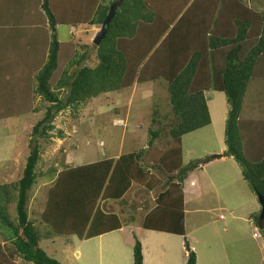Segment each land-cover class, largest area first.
Here are the masks:
<instances>
[{
    "label": "trees",
    "instance_id": "trees-1",
    "mask_svg": "<svg viewBox=\"0 0 264 264\" xmlns=\"http://www.w3.org/2000/svg\"><path fill=\"white\" fill-rule=\"evenodd\" d=\"M20 1V9L26 10L25 0H6L14 5ZM38 1L43 21L33 22L34 32L28 28L22 34L25 38L31 35L26 39L31 47L44 41L42 62L33 60L40 55L29 48L31 62L39 64L31 71L30 92L39 97L44 111L31 128L19 179L13 184L0 183V264H20L16 258L23 264H60L39 246L42 239L74 235L86 240L120 229V216L101 205L106 200H121L132 183L147 191L159 190L142 219V228L185 237L182 182L188 172L201 169L214 157L204 156L198 163L183 166L181 138L210 123L208 90L223 92L228 104L223 132L226 149L215 158L232 157L242 178L264 200V119H240L243 103L251 109L260 100L257 95L252 104L247 101V89L264 88V0ZM112 4L114 14L104 38L95 46L93 65L84 63L86 52L81 51L60 70L61 49L67 43L59 42L57 26L71 20L75 23L68 25H101ZM12 10L6 14L11 15ZM4 19H0V28ZM17 22L23 25L24 21ZM17 22L4 24L17 26ZM41 23H47L48 32L37 35ZM25 26L31 24L19 27ZM158 80L165 85L169 110L162 113L158 105L151 108L145 147L75 165L60 157L63 149L56 162L44 171L39 168L45 147L53 137H63L61 129L53 132L60 111L77 110L101 93ZM60 91L66 92L63 97H59ZM0 100L6 105L2 91ZM252 127V133H247ZM158 138L164 140V147L155 144ZM146 147L154 172L143 162ZM40 177H49L50 183L38 218H32L27 193ZM11 202L12 218L8 212ZM253 221L262 225L259 215ZM183 255L185 264H196V252L187 240ZM142 260V246L135 239L131 264H142Z\"/></svg>",
    "mask_w": 264,
    "mask_h": 264
},
{
    "label": "rangeland",
    "instance_id": "rangeland-1",
    "mask_svg": "<svg viewBox=\"0 0 264 264\" xmlns=\"http://www.w3.org/2000/svg\"><path fill=\"white\" fill-rule=\"evenodd\" d=\"M21 6H23L21 1L15 2V5L12 2L4 6V9L8 11L13 9L11 12H14L15 17H12V20L15 18L16 22L17 20L27 22L23 19L27 12L23 13ZM25 8L28 10L26 6ZM18 10L20 13H15ZM39 12L43 21L44 16L40 9ZM2 15L5 19L0 28V80L2 81L0 91L7 101L6 105L0 104V183L13 184L19 179L24 167L31 128L42 117L44 107L39 97L30 92L33 81V77L30 76L31 71L39 64L37 61L31 62L30 59L31 45L27 44L26 39L31 35L25 38L22 34L29 27H19L25 25L24 22L21 23L23 25H17L19 21L16 23L17 26H13L12 23L4 24L11 17L6 13ZM2 15L0 14L1 20H3ZM68 17L72 19L71 16ZM68 23L75 22L71 20L57 26L59 42L67 43L61 49L60 70L67 67L75 52L81 51L86 52L84 63L93 65L96 45L92 43V39L99 31L100 25L87 23L71 26ZM30 24L33 27V22ZM39 27L37 35L43 30L48 32L47 23H41ZM34 28L30 31L34 32ZM43 42L31 47L36 55L38 53L40 55L33 60H40L42 57L44 50L41 54L40 50L43 49ZM65 93L60 91L59 97H63ZM257 95L260 97L259 104L255 101L253 107L249 109L243 103L240 119L249 118L253 122L264 119V99L261 98L264 96V88L247 89L245 98L251 103L253 97ZM205 98L210 113V123L182 136L183 166L188 162L198 163L204 157L199 156L202 152L207 153L205 156L213 157L222 154L226 149L223 141L224 122L228 109L225 94L208 90ZM4 101L0 100V102ZM155 105H158L162 113L169 110L162 80L101 93L77 110L66 108L60 111L54 119L53 132L61 129L63 137H53L51 144L48 147L45 145L47 148L45 147L42 152L39 168L44 171L50 163L56 162L60 154L58 151L62 152L60 150L63 149L64 155L61 154L60 157L62 156L67 164L75 165L107 156L116 157L121 153L137 151L145 147L149 138L147 135L150 127L149 115ZM252 129L253 127L247 133H252ZM241 137L245 140L244 136ZM155 144L164 147V140L158 138ZM149 152V148L146 147L143 162L145 165L149 163V169L154 172L155 169L150 167L152 163ZM201 167V169L195 167L196 169L188 172L182 182V186L186 189L184 226L187 234L182 237L183 245L185 240L188 241L189 246L193 244L192 249L196 252L197 264H264V220L263 225L259 221H253V217L261 212V205L258 196L242 178L239 164L232 157L223 156L222 159L213 158ZM226 175L230 177L229 180L225 179ZM232 178L234 182L231 181ZM190 179L194 181V187L189 186ZM37 180L27 193V208L32 218H38L50 183L49 177H40ZM137 186L132 183L121 200L102 202L101 207L108 201L114 205L117 211L115 213L121 218L122 229L120 232L112 231L104 234L100 239V242H103L100 251L96 250V237L91 238L95 239L93 241L80 240L74 235H56L42 239L39 246L60 264H125L124 261L127 260L125 257H128L135 239H138L151 252V256L148 254L149 257L146 259L147 264H184L181 257L182 250L168 254L162 252L160 262L159 259L156 262L152 258L151 238L157 232L142 228L140 214L153 204V201L148 192L145 194V202H138V194L133 191ZM231 210L233 212H230ZM8 212L11 218L15 215L14 202L9 203ZM45 228L51 230L48 226H44ZM254 232L257 237L253 236ZM118 234L122 235L119 239H117ZM113 241L118 244V248L111 251L106 245ZM0 244L3 245L1 234ZM174 250L176 251V248ZM16 262L23 264L19 258H16Z\"/></svg>",
    "mask_w": 264,
    "mask_h": 264
},
{
    "label": "crops",
    "instance_id": "crops-1",
    "mask_svg": "<svg viewBox=\"0 0 264 264\" xmlns=\"http://www.w3.org/2000/svg\"><path fill=\"white\" fill-rule=\"evenodd\" d=\"M38 4H39V1L38 0H32L31 2L29 0H26V6H27L28 10H23V13L27 12V15L23 19L24 20H27V22L24 21V23H31V22H39V21H42V16H41V14L39 12ZM6 5H7L6 0H0V14L1 15L4 14V13H6V11H7L6 9H4V6H6ZM15 13H18V11H15ZM10 17H11V19H10V21H11L12 20V17H15L14 16V12H12V14L10 15ZM20 19H21V17H20ZM13 20H15V18ZM29 28L31 29L32 26L31 27L29 26ZM206 154H207L206 152H202L201 154H199V156L202 157V156H205ZM107 157H110V156H107ZM222 158L223 157H221L220 159H222ZM100 159H102V158H100ZM148 165H149V163L146 166L148 167ZM225 179H228L229 180L230 177L228 175H226V178ZM231 181L234 182V179L232 178ZM189 186H192V187L195 186L194 181L192 179L189 180ZM136 188L139 189V190L137 191V189H133V191L136 192V194H138L137 201L138 202H142V203H144L145 200H146V199L144 200L145 194H147L149 192L150 195H151L152 201H153L154 197L156 196L157 192L159 191V190L147 191V190H145L143 187H141L139 185ZM156 189H158V188H156ZM200 189H201V187L199 186V190ZM185 192H186V189L183 187L184 211H185V201H186ZM138 206H140V205L138 204ZM152 206H153V204H151L149 207H146L147 209L140 214V218L142 217V219H143L145 213ZM144 207H145V204H144ZM103 208H105L108 211L117 212L115 210L114 205L111 204V201H108V202L103 203ZM230 212H233V211L231 210ZM262 225H263V222H262ZM121 229L122 228L116 229V230H113V231L120 232ZM184 230H185V226H184ZM150 231H154V230H150ZM110 232H112V231H110ZM155 232H157V234H154V237L151 238L152 243L150 244L151 245V248H152L151 250L153 252L152 253V258L155 259L156 262H158V259H159V262H160V256H161L162 252H167V254H168V252L169 253H173V252H177L179 250H182L183 252H182V256L181 257H182V261L185 264V259H184V255H183L184 254V249H183L184 248V245H183V239H182L183 236L182 235L175 234V233L164 232V231H155ZM104 234H106V233H104ZM104 234L99 235V236H97L95 238V239H97V243L95 242L96 245H97L96 250H99L100 251V245L103 244V242H100V239H101V237H103ZM185 236H187L186 231H185ZM121 237H122L121 234H118L117 235V239H119ZM95 239H93V240H95ZM156 239H157V242H156ZM86 240H88V239H86ZM90 240H92V239L90 238ZM115 241H117V240H115ZM115 244H117V243L114 242V241L113 242H109V243H107L106 247L108 249H110L111 251H114V250H116L118 248V244H117L116 247H113ZM120 244H119V246H120ZM141 246H142V254H143L142 264H147L146 263V259H147V257H149L148 254H150V256H151V252H150L149 249H146L144 243H142V242H141ZM174 248H176V251L174 250ZM190 248L191 249L193 248V244L190 245ZM102 251H103V249H102ZM125 258L127 259L126 262L124 261L125 264H131L132 263V249H130V252H129L128 257H125Z\"/></svg>",
    "mask_w": 264,
    "mask_h": 264
},
{
    "label": "water",
    "instance_id": "water-1",
    "mask_svg": "<svg viewBox=\"0 0 264 264\" xmlns=\"http://www.w3.org/2000/svg\"><path fill=\"white\" fill-rule=\"evenodd\" d=\"M115 7L116 6L114 4L110 6L107 16L104 18L103 22L100 25L99 31L95 34L94 38L92 39V43L94 45L97 46L100 43V41L104 38L106 31L108 29V26H109L110 19L112 18L114 14ZM216 156L217 155H214L213 157L215 158ZM258 200L261 205V212L259 214V220L262 222L264 220V200L260 196H258Z\"/></svg>",
    "mask_w": 264,
    "mask_h": 264
},
{
    "label": "built area",
    "instance_id": "built-area-1",
    "mask_svg": "<svg viewBox=\"0 0 264 264\" xmlns=\"http://www.w3.org/2000/svg\"><path fill=\"white\" fill-rule=\"evenodd\" d=\"M253 236H256V233L255 232L253 233Z\"/></svg>",
    "mask_w": 264,
    "mask_h": 264
}]
</instances>
